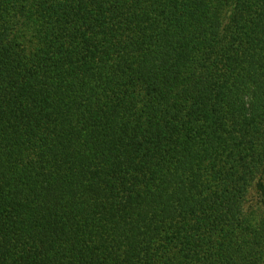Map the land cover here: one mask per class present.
Listing matches in <instances>:
<instances>
[{"label":"trees","instance_id":"1","mask_svg":"<svg viewBox=\"0 0 264 264\" xmlns=\"http://www.w3.org/2000/svg\"><path fill=\"white\" fill-rule=\"evenodd\" d=\"M0 264H264V0H0Z\"/></svg>","mask_w":264,"mask_h":264}]
</instances>
